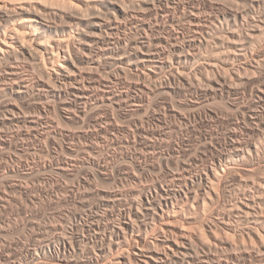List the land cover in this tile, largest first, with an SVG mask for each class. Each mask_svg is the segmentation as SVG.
<instances>
[{
	"label": "bare ground",
	"instance_id": "1",
	"mask_svg": "<svg viewBox=\"0 0 264 264\" xmlns=\"http://www.w3.org/2000/svg\"><path fill=\"white\" fill-rule=\"evenodd\" d=\"M113 68L146 82L167 74L169 84L162 83L153 90L152 83L148 87L145 82L134 83L129 78L133 83L124 91L118 88L123 82L122 73L115 74L117 70ZM249 74L254 75L252 79ZM260 79H264V0H0V123L18 128L12 141L0 136V154L7 161L12 160L14 157L4 151L19 139L40 142L46 138L52 144L58 140L63 144V140L69 139L93 138L98 140L97 144L103 140L87 152L96 156L85 158L82 164L97 174L86 170L90 174L77 179L78 183L75 180L76 186L60 185L66 187L62 189L65 191L70 188L66 197L71 195L81 212L75 210L79 214L73 213L72 223L68 218L70 227L65 223L55 227L51 224L53 238L45 236V244L41 235L39 239L45 245L26 247L28 250H22L26 251V261L22 262L35 264L41 256L50 254L51 264H264V175L257 173L264 167V82L248 89L249 84ZM178 82L192 98L186 99L189 111L182 114L168 102L163 110L168 118L185 125L189 133L196 130L193 121L197 119L207 128L198 155L194 154V141L189 138L186 148H174L170 158L158 156L159 165L145 155L127 156L129 161H124L129 164L116 171L113 160L103 156L105 143L111 145L109 140L118 148L140 141L145 148L154 150V138L165 140L186 128L174 124L168 131L150 132L146 128L149 118L130 119L134 123L125 126H131L125 129L128 140L125 136V142H117L121 138L113 141L111 136L117 137L121 128L107 111L125 113L127 107L131 110L125 115H134L149 105L148 99L157 94L155 91L170 95L165 91L176 90L173 85ZM218 97L224 108L233 112V118L225 119L223 109L214 108ZM102 110L106 112L100 114ZM54 111L61 125L64 122L62 126L57 123L59 128L72 123L82 124L85 129L88 125V130L82 128L77 133L76 129L72 135L65 129L59 130L53 116H48ZM156 114L150 117L158 118ZM216 121L219 132L212 127ZM75 152L73 158L68 154V160L67 155L61 156L62 152H52L51 161L38 169L64 175L70 173L69 168L75 171L80 163L79 152ZM187 156L189 159L182 160ZM6 164L5 173L10 175L28 165ZM172 165L176 168L172 169ZM150 168L162 176L145 185L141 178ZM78 170L77 173L82 171ZM95 174L106 182L124 180L126 186L130 182L135 187L126 188L121 183L123 189L112 190L111 186L94 190ZM18 190L21 195H29L27 188ZM0 202H4L3 197ZM86 202L90 204L88 211ZM234 238L242 241L236 243ZM11 255L17 258L13 252ZM14 261L8 258L3 264Z\"/></svg>",
	"mask_w": 264,
	"mask_h": 264
},
{
	"label": "rangeland",
	"instance_id": "2",
	"mask_svg": "<svg viewBox=\"0 0 264 264\" xmlns=\"http://www.w3.org/2000/svg\"><path fill=\"white\" fill-rule=\"evenodd\" d=\"M203 52H204V50H203ZM126 68H128V70H129V68L131 69V66L130 65H128V64H126V65H124ZM113 69H115V68H113ZM112 69V70H113ZM115 70H117V69H115ZM115 70L113 71V72H115ZM119 73V75H120V73H122V72H119L118 70L115 72V74H117L118 75V73ZM114 74V73H113ZM114 74V75H115ZM128 75V76H127ZM250 76H248V77H250L251 79L253 78V76L254 75H251V74H249ZM125 76H127V78H125ZM162 76V77H161ZM160 77L162 78H160V77H157V78H155L154 80H153V82H152V80H147V82H146V80H144V79H138V77H136V76H132V73H125V74H121L120 75V78L122 79V85H119L118 86V88L119 89H121V90H126L127 88H128V86L130 85V82L131 81H129V78H130V80L132 79L133 81H134V83H140V84H145V85H147L148 87L150 86V83H152L151 85L153 86H151V88L153 89L154 87H158V85H159V87L162 85V83H163V85L164 84H169V78H167V77H169L167 74L165 75H161ZM252 76V77H251ZM134 77V78H133ZM248 77H247V79H248ZM124 79V80H123ZM135 79V80H134ZM164 79V80H163ZM127 80V81H126ZM144 80V81H143ZM163 80V81H162ZM124 81H126V82H124ZM140 81H142V82H140ZM251 81V80H250ZM145 82V83H144ZM160 82V83H159ZM197 82V81H196ZM198 82H199V80H198ZM262 82H264V79H260V81L258 82L257 80H256V82L255 83H251V84H249L248 85V89L249 90H251L252 88H256L257 86H259L260 84H262ZM131 83H133V82H131ZM203 83V82H202ZM260 83V84H259ZM149 84V85H148ZM155 84V85H154ZM180 86V84L181 83H176L175 85H173L175 88L177 87V88H183V89H181V90H183V91H181L180 89H177L176 88V90H174V89H170V91L169 92H166L165 91V93H170V95L169 94H162V93H164L163 92V90H161V91H155V93H157V94H155V95H152L151 96V98L150 99H148V103L147 104H149V105H146L144 108H142V109H140L139 111H135V113H134V115H125V113H127V111L128 110H131V108H127V107H125V113H123L121 110H113V111H111L110 110V112H109V110L107 111L108 113V115L110 114V116H111V118H113V121L115 122V124H117V126H119L121 129H120V133L119 134H117L116 136L117 137H115V136H111V138L113 139H115V138H117V139H119V138H121V139H119V141H117V142H122V139H123V141L125 142V140L127 139L128 140V135L126 134V130L128 129V127L130 128L131 126H127V127H125L126 125H130L129 123L131 122V121H129L130 119H135V121H138L139 120V118L141 119V118H143V119H148L149 118V120H148V123L146 124V128L151 132V131H163V130H166V131H168L169 130V128H171V127H173L174 126V124H175V126L177 125L178 127L180 126V124H181V122L179 123V121H177V120H175V119H173V118H171V117H167V114L165 113V111L163 110L164 109V104L165 103H167V104H170V105H173V107L176 109V110H178V111H181V113L183 114V113H187L188 111H189V106H188V103H189V101L192 99L187 93V91H185L184 90V87L182 86V84H181V86L179 87L178 85ZM127 87V88H126ZM153 90H155V89H153ZM127 91V90H126ZM175 91V92H174ZM138 93H142L141 91H137ZM136 92V93H137ZM176 92H177V94H176ZM183 94V95H182ZM187 94V95H186ZM180 95V96H179ZM182 95V96H181ZM166 96H168V97H166ZM167 98V99H166ZM191 98V99H190ZM186 99H188V100H186ZM150 100V101H149ZM178 100V101H177ZM166 101V102H165ZM171 103H170V102ZM164 102V103H163ZM185 102V103H184ZM187 102V103H186ZM215 103H214V108H217L218 110H219V107L221 108V109H223L222 111H223V114H224V117H225V119H229V118H233V112L231 111V110H227V109H225L224 107H225V104L221 101V100H219V97L214 101ZM161 103H163V104H161ZM182 103V104H181ZM184 105V106H183ZM181 106V107H180ZM183 106V107H182ZM187 106V107H186ZM156 109V110H155ZM115 111V112H114ZM157 111V112H156ZM162 111V112H161ZM227 111V112H226ZM56 111H54V112H52L51 114H49L48 116L50 117V115H51V117L53 118V120L56 122L55 123V125L57 126L58 124L60 125V126H62V125H64V122H62V125H61V123H60V121L61 120H59L58 118H59V115H58V113H57V116H56V113H55ZM101 113L100 114H102V112L103 113H105L103 110L102 111H100ZM112 112V113H111ZM119 112V113H118ZM141 114H140V113ZM54 113H55V118L56 119H58V120H56L55 118H54ZM155 113H157L156 114V116L158 117V118H152V117H150L151 115H153V114H155ZM1 114V113H0ZM121 114H122V116H121ZM139 114V115H138ZM103 115H105V114H103ZM126 117H125V116ZM163 115V116H162ZM165 115V116H164ZM121 116V117H120ZM136 116V117H135ZM146 116V117H145ZM149 116V117H148ZM2 117V115L0 116V118ZM50 117V118H51ZM115 117V118H114ZM162 117V118H161ZM51 118V119H52ZM160 118H161V120H160ZM165 118H167V119H165ZM160 120V121H158L157 122V120ZM116 120V121H115ZM118 120V121H117ZM167 120V121H166ZM173 123H172V122ZM175 121V122H174ZM199 119H197V120H194L193 122H195V123H193V125H194V129H196V130H193V132H191V133H189L190 131L186 128V126L185 125H183V124H181V128H186V129H181L180 131L178 130L176 133H173L172 135H169V137H167L166 139L168 140H163V139H161V138H159V139H153V141H155V144H156V146H155V149L153 150V149H147V148H145L144 147V145L139 141V138L137 139V141H139V142H137V144L136 145H131V146H128V147H130V148H128L127 146L125 147V145H119V148H118V145H115V144H113L114 142H112V140H109V141H111V145H114V146H109V143L108 142H106L105 140V148H104V151H103V156H104V154H105V156H104V158L105 159H108L109 161H110V159L111 160H113L112 162L113 163H115L116 164V166L118 167L117 169H116V171H118L119 169H124L125 168V166L126 165H128L129 163H127V161H129L128 159H126L125 157H136V156H140V155H145V156H148L149 158H151L154 162H155V164H160L161 162H160V157H158V156H163V157H165V158H170V156L173 154V151L176 149V150H182V149H185L186 148V146L185 145H187V141L189 140V138H191L194 142L192 143V144H194V145H192V148L194 147V149H192V150H196L195 151V155H198L197 153H198V151H199V149H201V143L200 142H202V139L204 138V137H202L204 134L203 133H205L206 132V130H207V128L205 127V126H203L201 123H199ZM160 122V123H159ZM162 122V123H161ZM58 123V124H57ZM118 123H120V125H118ZM132 123H134L133 122V120H132V122H131V125H132ZM168 123V124H167ZM178 123V124H177ZM151 124V125H150ZM152 124H153V126H152ZM156 124V125H155ZM169 124H171L170 125V127H169ZM173 124V125H172ZM57 126L58 127V129L59 130H64L65 129V131L66 132H68V133H70V135H72L73 134V132H74V134H75V131H76V129L78 130V131H76L77 133L78 132H81V131H83V129L82 128H84L83 127V125L82 124H72V123H65V128H63V127H61V128H59L60 126ZM122 125H124V126H122ZM148 125V126H147ZM165 125V126H164ZM201 125H202V127H201ZM86 126V129L85 130H88V125H85ZM133 126V125H132ZM162 126V128H160ZM198 126V127H197ZM1 127H2V130H1ZM5 127V129H3ZM10 126H2L1 125V123H0V134H2V135H0V136H2L3 138H5L6 140L8 139V141H10V139H11V141L13 140L12 139V135L14 136V134L15 133H17L18 132V130H16V129H18L16 126H13V127H10ZM56 127V128H57ZM201 127V128H200ZM205 127V128H204ZM212 127H213V129L215 130V131H217V132H219V124L217 123V121L216 122H214V123H212ZM217 127V128H216ZM6 128H8V129H6ZM13 128V129H12ZM72 129L71 131L69 130V129ZM127 128V129H126ZM162 129V130H160V129ZM11 131H10V130ZM67 129V130H66ZM82 129V130H81ZM92 129H94V128H92ZM122 129H124V130H122ZM126 129V130H125ZM152 129V130H151ZM206 129V130H205ZM4 130V131H3ZM13 130V131H12ZM80 130V131H79ZM89 130H91V129H89ZM188 130V131H187ZM5 132V133H3V132ZM8 131V132H7ZM70 131V132H69ZM182 131V133H180ZM195 131V132H194ZM202 131V132H201ZM186 132V133H185ZM201 132V133H200ZM191 134V135H190ZM3 135H5V136H3ZM199 135V138L197 137ZM121 136V137H120ZM125 136L127 137L126 139H125ZM191 136V137H190ZM193 136V137H192ZM198 138V139H197ZM202 138V139H201ZM114 139H113V141H114ZM116 139V140H117ZM125 139V140H124ZM179 139V140H178ZM23 140H25V141H22L21 139H19V140H16L15 141V143L13 142V144H12V146L9 148V149H6L4 152L7 154V155H9V156H12V157H14V158H12V160H6V159H4L3 158V156L0 154V166H2V167H0V179H1V181H0V197L2 198L3 197V200H4V202H0V254L2 253V254H4L3 256H2V254L0 255V261L2 260L3 262H1L2 264L4 263V260H6V259H8V258H10L11 259V261L12 262H15L14 260H16V263H14V264H24L23 262H25L26 261V258H25V254H26V251L25 252H23L24 250H28V248H26V247H28L29 246V248L30 249H34L35 248V245L36 246H38V245H40V244H43V243H47L48 241L46 240V238L44 239V237L46 236L47 238H48V236L50 237V240H51V237L53 238V233H52V235L50 234L51 232H52V229L50 230L49 228H53V227H55V225H64V223L65 224H71L73 221H75V216L74 215H76V214H79L81 211L79 210V206H78V204H76L75 202H74V198H72V196L71 195H69V196H67L66 197V195H68V194H70V192H69V189L72 187V185L74 186V184H75V186H76V183H78V181L80 180V179H82V177L84 176V178L83 179H85V178H87L86 176L88 175V174H90V172L89 171H91V174H92V172L93 173H95L96 172V174H97V171H92V169H90V168H87L86 169V167L84 166V165H82L83 164V161H84V159L85 158H88V157H90V156H92V157H94V156H96V154L94 153V152H92V153H94V154H89V153H87V152H91L92 150H94V148H97V146H99V144L101 145V143L100 142H103V140H101V141H99L98 142V144H97V141L98 140H96V139H81V140H83V141H81V140H72V139H69V140H63V144H62V140H58V142L56 141V143H54V144H52V142L50 141H47L46 140V138L45 139H43V140H41L40 142H41V144H40V142H37V141H35L34 139H23ZM31 140V141H30ZM35 142H34V141ZM47 142H46V141ZM73 141L72 143H70L71 141ZM175 140H176V142H175ZM64 141H67V142H64ZM82 143H81V142ZM96 141V142H95ZM152 141V143H154ZM157 141V142H156ZM166 141V142H165ZM184 141V142H183ZM59 142H60V144H62L61 146H63L64 145V147H59ZM87 142V143H86ZM95 142V143H94ZM116 142V141H115ZM169 142V143H168ZM19 143V144H18ZM39 143V145H37ZM70 143V144H69ZM94 143V144H93ZM108 143V144H107ZM140 143V144H139ZM199 143V144H198ZM37 145V146H35V145ZM48 144V145H47ZM80 144H82V146L80 145ZM96 144V145H95ZM14 145V146H13ZM70 145V146H69ZM73 145V146H72ZM83 145H86V146H84L83 147ZM90 145V146H89ZM137 145H140V146H137ZM162 145V146H161ZM175 145V146H174ZM39 146V147H38ZM47 148H46V147ZM68 146V147H67ZM75 146V147H74ZM94 147V146H96V147H94L93 149H92V147ZM117 146V147H116ZM121 146V147H120ZM124 148H123V147ZM137 146V147H136ZM143 146V147H142ZM25 147V148H24ZM33 147H34V149H33ZM56 147H57V149H56ZM69 147H70V149H69ZM79 147V148H78ZM83 147V148H82ZM179 147V148H178ZM181 147V148H180ZM28 148V149H27ZM40 148V149H39ZM61 148H63L64 150L62 151V149ZM74 148V149H73ZM87 149V151L85 152V149ZM89 148H91V149H89ZM122 148V149H121ZM175 148V149H174ZM37 149V150H36ZM39 149V150H38ZM67 149V150H66ZM72 149V151H70ZM76 149V150H75ZM106 149V150H105ZM117 151H116V150ZM124 149V150H123ZM136 149H138V150H136ZM164 151H163V150ZM46 150V151H45ZM58 150V153H61V156H62V154H64L65 156L67 155L68 157H66V159L67 158H69L70 156L68 155V154H70L71 152L74 154V152H75V154L77 155V151L79 152L80 150H84V152L83 151H80L79 153H78V161L80 162L78 165H77V167H76V169H75V171H74V168L72 167V168H69V170H71V171H69L70 173H66L65 175L64 174H60V173H58V172H56V171H52V173H51V171L50 170H43V168L41 169V167H40V171H39V165L41 166L42 164L44 165V163H49L50 161H51V158L49 157L51 154H52V152H55V151H57ZM88 150H91V151H88ZM132 150V151H131ZM140 150V151H139ZM25 151V152H24ZM44 151V152H43ZM49 151V152H48ZM61 151V152H60ZM68 151V152H67ZM70 151V152H69ZM125 151V152H124ZM129 153H128V152ZM137 151V152H136ZM153 151V152H152ZM156 151V152H155ZM85 154H88V156L85 154H83V153ZM118 152H119V154H118ZM121 152V153H120ZM122 152H123V154H122ZM133 152V153H132ZM167 152V153H166ZM81 153V154H80ZM138 153V154H137ZM141 153H143V154H141ZM148 153V154H147ZM16 156H15V155ZM28 156H27V155ZM32 154V155H31ZM49 154V155H48ZM73 154H70L71 155V157L70 158H73V157H75V156H73L72 157V155ZM109 154V155H108ZM132 154V156H130V155ZM81 155V156H80ZM84 155V157H82ZM124 155V156H123ZM126 155V156H125ZM136 155V156H135ZM156 157H155V156ZM2 156V157H1ZM18 156V157H17ZM24 156V157H23ZM27 156V157H26ZM35 156H36V158H35ZM39 156V157H38ZM65 156H62V157H64L65 158ZM76 156V157H77ZM108 156V157H107ZM114 156V157H113ZM153 156V157H152ZM23 157V158H22ZM31 157H33V158H35V159H33V158H31ZM46 157V158H45ZM113 157V158H112ZM124 157V158H123ZM3 158V159H2ZM42 158V159H41ZM81 158V159H80ZM83 158V159H82ZM153 158H155V159H153ZM186 158V159H185ZM24 160V162L26 163V164H28L27 165V168L26 169H24V170H26L25 172H23L24 170L22 169V171H20L18 174H15V175H10V174H8L7 172L5 173V170L6 169H4V166H5V163L7 162V164H6V166H9V167H18L20 164L19 163H24L22 160ZM26 159V160H25ZM45 161H44V160ZM115 159H117V160H115ZM187 159H189V157L187 156V157H182V160H187ZM36 162H35V161ZM68 160V159H67ZM124 160H127V161H124ZM28 163H27V162ZM34 162V165H33V162ZM42 161V162H41ZM158 161H159V163H158ZM82 162V163H81ZM3 163H4V165H3ZM38 163V164H37ZM2 164V165H1ZM36 164V165H35ZM81 164V165H80ZM114 164V165H115ZM121 164V165H120ZM126 164V165H125ZM16 165V166H15ZM18 165V166H17ZM125 165V166H124ZM81 166V167H80ZM115 166V167H116ZM30 167H32L31 169H30ZM84 169H83V168ZM121 167V168H120ZM34 168V169H33ZM80 168H81V172L79 173H77V170L78 171H80ZM171 168L172 169H174V168H176V166L175 165H172L171 166ZM84 170V171H83ZM86 170H89V171H86ZM151 170H153V169H151L150 168V171L149 170H147L145 173H144V175L142 176V182L145 184V185H147V184H152L151 182H153L154 180H156L157 178H159V177H161L162 175L159 173V171H151ZM33 171V172H32ZM46 171V172H45ZM48 172V173H47ZM56 172V173H55ZM86 172V173H85ZM20 173H21V175H20ZM76 173V174H75ZM117 173V172H116ZM116 173H115V175H116ZM257 173H263L262 175H264V167L260 170V171H258ZM23 174V175H22ZM34 174V175H33ZM44 174V175H43ZM56 174H58V175H56ZM79 174V175H78ZM87 174V175H86ZM96 174L94 175L95 177H96ZM149 174V175H148ZM27 175V176H26ZM160 175V176H159ZM261 175V174H260ZM2 176V177H1ZM11 176V177H10ZM13 176V177H12ZM24 176V177H23ZM39 176V177H38ZM41 176V177H40ZM53 176V177H52ZM57 176V177H56ZM81 176V177H80ZM155 176V177H154ZM156 176H158V177H156ZM8 177V178H7ZM46 177V178H45ZM49 177V178H48ZM56 177V178H55ZM78 177V178H77ZM95 177H93V179L92 180H94L95 181V183H94V181H92V184H93V188H94V190L96 189V190H102V189H105L106 187V189H108V188H111V186H112V190H113V188H114V190H116V189H123L124 188V186L127 188V187H131V188H133V187H135V185L133 184V183H131L132 184V186L130 185V182H128V184H127V186H126V181H124L123 180V183H124V186L122 185L121 186V183H114V181H108L107 180V182H106V180L103 178V177H101V176H97L96 178ZM144 177V178H143ZM148 177V178H147ZM151 177V178H150ZM12 178V179H11ZM14 178V179H13ZM57 178H58V181H57ZM150 178V179H149ZM8 179V180H7ZM37 179V180H36ZM62 179V180H61ZM77 179H78V181H77ZM104 179V180H103ZM9 180H10V182H9ZM18 180V181H17ZM30 180V181H29ZM66 180V181H65ZM77 182H76V181ZM76 183H75V182ZM17 182V184H15ZM27 182V183H26ZM33 182V183H32ZM66 182L70 185H66ZM71 182H74V183H71ZM147 182H149V183H147ZM40 183V184H39ZM43 183H46V185L45 184H43ZM122 183V184H123ZM143 183H141V185H144ZM6 184V185H5ZM13 184V185H12ZM30 184H32V185H30ZM55 186H54V185ZM96 184H98V185H101V186H98V185H96ZM116 184H118V186L116 185ZM120 184V185H119ZM149 184V185H150ZM22 185V186H21ZM23 185H25V187L23 186ZM38 185V186H37ZM42 185V186H41ZM60 185H61V187H64V186H68V187H70V188H67V190H68V192H66L65 190H62V189H66V187L65 188H61L60 187ZM102 185H105V186H103L102 187ZM9 186V187H8ZM16 186V187H15ZM33 186H35V187H33ZM52 186V187H51ZM54 186V187H53ZM57 186V187H56ZM110 186V187H109ZM3 187V188H2ZM4 187H5V189H4ZM13 187V188H12ZM15 187V188H14ZM19 187H21V188H24V189H29L28 191H29V195H27V197L29 198H27L26 197V194H23L22 193V195H21V192L18 190V188ZM48 187V188H47ZM101 187V188H100ZM122 187V188H121ZM42 188V189H41ZM128 189H130V188H128ZM46 190H48L47 192H46ZM53 190V191H52ZM59 190V191H58ZM62 190V191H61ZM5 191H7V192H5ZM36 191V192H35ZM38 191H39V193H38ZM55 191V192H54ZM85 190H83V192H84ZM33 192V193H32ZM53 192V193H52ZM58 192V193H57ZM63 192V193H62ZM82 192V191H81ZM8 193V194H7ZM13 194V195H12ZM20 194V195H19ZM37 195L36 197H34L33 195ZM10 195V196H9ZM34 198H32L31 196ZM64 195H65V197H64ZM12 196V197H11ZM13 196H15V197H13ZM19 196V197H18ZM22 196V197H21ZM30 196V197H29ZM45 196V197H44ZM47 196H49V197H47ZM18 197V198H17ZM24 197V198H23ZM39 197V198H38ZM43 197V198H42ZM47 197V198H46ZM59 197H60V199H59ZM62 197V198H61ZM5 198L6 199H8V200H6L5 201ZM20 198V199H19ZM22 198V199H21ZM33 199V201H31V199ZM38 200H37V199ZM70 200H69V199ZM17 199H18V201H17ZM41 199V200H40ZM70 201H68V200ZM10 200V201H9ZM22 200V201H21ZM28 202V204H27V202ZM36 200V201H35ZM60 200V201H59ZM73 200V201H72ZM24 201V202H23ZM35 201V202H34ZM39 201V202H38ZM8 202V203H7ZM10 202V203H9ZM11 202L13 203V204H11ZM18 202V203H17ZM22 202V203H21ZM33 202V203H32ZM68 202V203H67ZM90 202H92V200H90L89 201V203ZM96 202H98V201H96ZM73 203H75L76 205H74ZM86 204H87V207H86V209L87 208H89L90 206H88V205H90V204H88V202H86ZM6 207H5V206ZM13 205V206H12ZM26 205V206H25ZM28 205V206H27ZM36 205V206H35ZM60 205V206H59ZM67 205V206H66ZM2 206H4V207H2ZM12 206V207H11ZM30 206V207H29ZM61 206H63V207H61ZM74 206H78V207H75L74 208ZM7 207H8V209H7ZM20 207V208H19ZM68 207H71V208H68ZM5 208V209H4ZM24 210H23V209ZM28 208H33L35 211H33V210H30V209H28ZM36 208V209H35ZM23 211H22V210ZM38 209V210H37ZM65 209V210H64ZM85 209V210H86ZM8 210V211H7ZM12 210V211H11ZM16 210V211H15ZM25 210H26V212H25ZM29 210V211H28ZM40 210V211H39ZM75 210L77 211V212H79V213H76L75 212ZM15 213H14V212ZM38 212V214H36L35 212ZM63 211V212H62ZM87 211H88V209H87ZM12 212V213H11ZM30 212H32V213H34V214H31ZM76 214H75V213ZM46 213V214H45ZM57 213V214H56ZM73 213H74V215H73ZM61 214V215H60ZM68 215V217H67V215ZM70 214H71V217H70ZM3 215V216H2ZM31 215H32V217H31ZM38 215V216H37ZM54 215V216H53ZM66 215V216H65ZM5 216V217H4ZM36 216V217H35ZM52 217V218H49V217ZM59 216V217H58ZM62 216V218H60ZM74 218H73V217ZM54 217V218H53ZM63 217H65V218H63ZM12 218V219H11ZM30 218H32V219H30ZM36 218V223H34L35 222V220L34 219ZM43 218V219H42ZM68 218H69V220L71 219V223H70V221L68 220ZM30 219V221L32 222L31 224H30V222L28 221ZM62 219V220H61ZM72 219H73V221H72ZM3 220V221H2ZM60 220H61V223H60ZM13 221H14V223H13ZM2 222V223H1ZM5 222V223H4ZM47 222V223H46ZM56 222H58V223H56ZM20 223V224H19ZM54 223H56V224H54ZM63 223V224H62ZM15 224V225H14ZM27 224H29L28 226H27ZM43 224V225H42ZM51 224H52V226H51ZM67 224V226H69ZM12 225H13V227H12ZM31 225V226H30ZM38 225V226H37ZM35 228H34V227ZM51 226V227H50ZM32 227V228H31ZM70 227V226H69ZM15 229V230H14ZM35 229V230H34ZM47 230V231H46ZM41 231V232H40ZM49 231V232H48ZM30 232H31V234H30ZM37 233V234H36ZM46 234V235H44V234ZM26 234V235H25ZM48 234V235H47ZM23 235V236H22ZM42 235V236H41ZM44 235V236H43ZM51 235V236H50ZM3 236V237H2ZM19 236V237H18ZM21 236V237H20ZM33 236V237H32ZM41 236V237H40ZM38 237V238H37ZM39 237H40V239L42 240L43 239V241L44 240H46V242L44 241L43 243H41V240L39 239ZM19 238V239H18ZM22 240H21V239ZM29 238V239H28ZM36 238H37V240H36ZM5 239H6V241H5ZM8 239V240H7ZM34 239V240H33ZM12 240H13V242H12ZM16 240V241H15ZM49 240V239H48ZM238 240H241L242 241V239H239V238H234V241L236 242V243H239V241ZM8 241V242H7ZM15 241V242H14ZM24 241V242H23ZM29 241V242H28ZM34 241H36V242H34ZM40 241V242H39ZM246 241H248V243H252V241H250L249 239H246ZM250 241V242H249ZM34 242V243H33ZM18 243V244H17ZM23 243H24V245H23ZM39 243V244H38ZM28 244V245H27ZM35 244V245H34ZM45 244H43V245H45ZM255 244V243H254ZM253 244V245H254ZM4 245V246H3ZM7 245V246H6ZM20 245V246H19ZM22 245V246H21ZM27 245V246H26ZM256 245V244H255ZM16 246V247H15ZM5 247V248H4ZM33 247V248H32ZM23 248V249H22ZM13 249H15V250H13ZM5 250H6V252H5ZM17 250V251H16ZM23 250V251H22ZM16 251V252H15ZM24 253H22V252ZM12 252H13V256H15V254H16V259L14 258V257H12ZM17 253H20V255L21 256H24V257H21L20 255H18ZM9 255V256H8ZM2 257V258H1ZM19 258V259H18ZM25 259V260H21V259ZM12 259H14V260H12ZM50 259V260H49ZM18 260V261H17ZM42 260L46 263V264H51L52 263V255H50V254H48L47 256H41V258H40V261H37L35 264H39V262H40V264H42L41 262H42ZM22 263H21V262ZM43 262V263H44ZM48 262V263H47ZM0 263V264H1ZM44 263V264H45ZM30 264H34V263H30Z\"/></svg>",
	"mask_w": 264,
	"mask_h": 264
}]
</instances>
